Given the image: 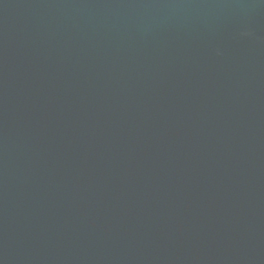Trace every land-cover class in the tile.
I'll return each mask as SVG.
<instances>
[{
	"label": "water",
	"instance_id": "1",
	"mask_svg": "<svg viewBox=\"0 0 264 264\" xmlns=\"http://www.w3.org/2000/svg\"><path fill=\"white\" fill-rule=\"evenodd\" d=\"M0 264H264V0H0Z\"/></svg>",
	"mask_w": 264,
	"mask_h": 264
}]
</instances>
